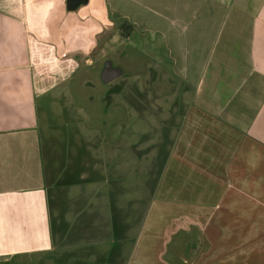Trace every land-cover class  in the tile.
I'll list each match as a JSON object with an SVG mask.
<instances>
[{"label":"crops","instance_id":"obj_1","mask_svg":"<svg viewBox=\"0 0 264 264\" xmlns=\"http://www.w3.org/2000/svg\"><path fill=\"white\" fill-rule=\"evenodd\" d=\"M160 6L200 22L191 53L176 43L192 91L166 172L133 235L108 189L66 222L37 101ZM0 264H264V0H0Z\"/></svg>","mask_w":264,"mask_h":264},{"label":"rangeland","instance_id":"obj_2","mask_svg":"<svg viewBox=\"0 0 264 264\" xmlns=\"http://www.w3.org/2000/svg\"><path fill=\"white\" fill-rule=\"evenodd\" d=\"M157 10L160 16L135 10L132 30L120 31L115 23L110 45L97 52L98 63L37 101L44 162L48 177L56 179L50 199L56 204V192L66 196L71 212L60 213L66 222L75 215L84 221L76 208L89 201L106 208L108 189L118 210L115 218L122 217L133 235L139 208L151 203L166 172L187 108L185 97L192 91L185 68L176 73L175 65L181 46L192 52L200 22L187 21L186 30L178 29L172 14L161 6ZM107 61L121 75L104 84ZM135 204L139 207L129 216L120 213L121 207ZM100 214L94 216L104 219Z\"/></svg>","mask_w":264,"mask_h":264},{"label":"water","instance_id":"obj_3","mask_svg":"<svg viewBox=\"0 0 264 264\" xmlns=\"http://www.w3.org/2000/svg\"><path fill=\"white\" fill-rule=\"evenodd\" d=\"M121 75L119 69L112 66L111 62L107 61L104 65V68L101 72V81L104 84H108Z\"/></svg>","mask_w":264,"mask_h":264},{"label":"flooded vegetation","instance_id":"obj_4","mask_svg":"<svg viewBox=\"0 0 264 264\" xmlns=\"http://www.w3.org/2000/svg\"><path fill=\"white\" fill-rule=\"evenodd\" d=\"M111 83V82H110Z\"/></svg>","mask_w":264,"mask_h":264}]
</instances>
